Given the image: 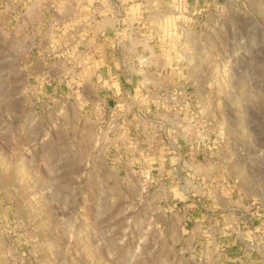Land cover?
Masks as SVG:
<instances>
[{
	"label": "rangeland",
	"instance_id": "obj_1",
	"mask_svg": "<svg viewBox=\"0 0 264 264\" xmlns=\"http://www.w3.org/2000/svg\"><path fill=\"white\" fill-rule=\"evenodd\" d=\"M0 264H264V0H0Z\"/></svg>",
	"mask_w": 264,
	"mask_h": 264
}]
</instances>
